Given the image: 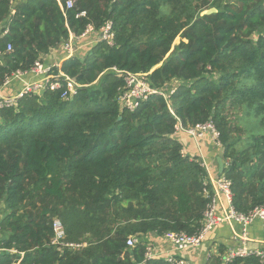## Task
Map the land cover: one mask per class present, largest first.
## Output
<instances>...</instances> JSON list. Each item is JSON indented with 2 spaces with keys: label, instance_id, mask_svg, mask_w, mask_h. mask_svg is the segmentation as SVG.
I'll use <instances>...</instances> for the list:
<instances>
[{
  "label": "trees",
  "instance_id": "trees-1",
  "mask_svg": "<svg viewBox=\"0 0 264 264\" xmlns=\"http://www.w3.org/2000/svg\"><path fill=\"white\" fill-rule=\"evenodd\" d=\"M73 1L63 11L56 0H0V52L13 46L3 73L30 69L90 25L110 21L115 34L114 46L61 64L83 86L71 100L47 92L0 108V264H170L146 260L145 237L197 233L210 202L207 171L184 154L178 125L212 121L235 209L264 205V0ZM122 72L176 91L123 110ZM56 218L82 247L52 243ZM223 251L208 264H223Z\"/></svg>",
  "mask_w": 264,
  "mask_h": 264
},
{
  "label": "built area",
  "instance_id": "built-area-1",
  "mask_svg": "<svg viewBox=\"0 0 264 264\" xmlns=\"http://www.w3.org/2000/svg\"><path fill=\"white\" fill-rule=\"evenodd\" d=\"M61 9H71L74 7V1L69 0L64 5L61 0H56ZM12 8H14V0H11ZM15 14V10L12 11ZM86 13L82 12L78 17H85ZM6 28L4 33L1 32V37L8 34ZM99 33L100 37L93 43V45L99 42L108 43L110 46H114V30L113 23L106 22L100 30L96 31L93 26H88L86 30L80 36L70 35L68 41L64 42V50L69 58L74 57L76 49L79 43L93 33ZM13 52V46L11 43L7 45L5 52H0V108L16 107L18 101L33 95H42L47 92H60V98L64 101L71 100L78 90L83 86L77 83L74 79L67 76L60 70V65H46L42 60L37 61L30 69L21 70L18 69L11 73H3L4 67L3 57L6 54ZM57 69V72L55 70ZM124 76L125 86L121 90L118 101L123 110L130 112L136 111L144 102L148 101L151 96L160 95L168 100L173 95L176 89H172L170 93H166L163 90L156 89L147 80L146 74H135L131 72H122ZM39 78L38 80H27V78ZM21 81L23 85L21 90L17 91L15 95L5 97L2 94L4 87L10 85L12 82ZM185 132L194 138H203L210 136L217 145L221 146L219 141L220 133L216 128V125L212 121L198 124L195 127L184 128L182 125L176 127V132ZM202 166L206 169L202 162ZM206 186H210V189H205L206 197L210 198V202L204 212V218L202 220L201 229L195 234H187L185 232L174 233L168 232L164 235L166 241H168L174 248L179 251L197 249L200 248L206 236L213 229L221 224H230L231 226H239L241 228L240 234V246L231 248L226 256L222 257V263L228 264L238 258H248L255 256L259 259L260 264H264V250L250 248L248 230L256 221L264 222V205H260L249 211L248 213H242L235 209L233 204V192L232 182L224 175L214 180H210L209 177L205 181ZM218 198L223 199L225 208L223 214L217 213ZM54 239L53 244L62 248H69L76 250L82 245L66 242V230L63 222L56 218L53 221ZM138 238L131 236L127 240L128 248H133L138 244ZM154 258V252L151 246L147 247L146 260ZM170 264H189L185 259L171 256L167 260Z\"/></svg>",
  "mask_w": 264,
  "mask_h": 264
},
{
  "label": "crops",
  "instance_id": "crops-1",
  "mask_svg": "<svg viewBox=\"0 0 264 264\" xmlns=\"http://www.w3.org/2000/svg\"><path fill=\"white\" fill-rule=\"evenodd\" d=\"M3 26H0V36ZM100 37V34L95 32L83 39L77 46L76 54L84 57L92 48L93 43ZM69 59L64 50V43L58 45L49 54L42 56V62L46 65H60ZM39 78L29 77L27 80H38ZM23 82L16 81L6 86L2 90L5 97L15 95L21 90ZM175 138L183 145V152L191 158L197 157L203 162L209 179L214 180L221 177L218 159L223 158V148L216 144L210 136L203 138H194L185 132H177ZM224 161V165H225ZM225 204L223 199L218 198L217 213L223 214ZM241 228L239 226H231L230 224H221L213 229L206 236L203 245L197 249H189L179 251L174 248L164 236L160 237L155 234H148L145 237L147 247L151 246L154 252V258L168 260L171 256L185 259L189 264H208L212 256H226L231 248L240 246ZM249 247L253 249L264 250V222L256 221L248 230Z\"/></svg>",
  "mask_w": 264,
  "mask_h": 264
},
{
  "label": "water",
  "instance_id": "water-1",
  "mask_svg": "<svg viewBox=\"0 0 264 264\" xmlns=\"http://www.w3.org/2000/svg\"><path fill=\"white\" fill-rule=\"evenodd\" d=\"M214 13H217V10L215 8L205 11L203 15H211ZM218 163H219L220 173L223 174L225 168L223 159L219 158Z\"/></svg>",
  "mask_w": 264,
  "mask_h": 264
},
{
  "label": "rangeland",
  "instance_id": "rangeland-1",
  "mask_svg": "<svg viewBox=\"0 0 264 264\" xmlns=\"http://www.w3.org/2000/svg\"><path fill=\"white\" fill-rule=\"evenodd\" d=\"M181 41L180 38H177V40L175 41V45L179 44V42ZM250 121L248 120H241L237 122V126H240L241 128L247 127V126H251L250 125ZM243 138H246V135L244 134ZM223 148V147H222Z\"/></svg>",
  "mask_w": 264,
  "mask_h": 264
}]
</instances>
